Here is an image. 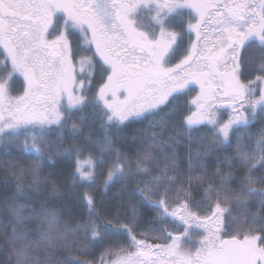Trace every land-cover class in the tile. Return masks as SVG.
Instances as JSON below:
<instances>
[{
  "label": "snow or ice",
  "instance_id": "snow-or-ice-1",
  "mask_svg": "<svg viewBox=\"0 0 264 264\" xmlns=\"http://www.w3.org/2000/svg\"><path fill=\"white\" fill-rule=\"evenodd\" d=\"M0 147V264H264V0H0Z\"/></svg>",
  "mask_w": 264,
  "mask_h": 264
},
{
  "label": "trees",
  "instance_id": "trees-1",
  "mask_svg": "<svg viewBox=\"0 0 264 264\" xmlns=\"http://www.w3.org/2000/svg\"><path fill=\"white\" fill-rule=\"evenodd\" d=\"M183 24V22H181V23H179V22H177L176 24H175V26H176V28L177 29H179V27L181 26ZM190 99V98H189ZM181 105H183L184 104V100H181L180 102H179ZM257 127H259V125H257ZM91 131H92V134H93V136H101L102 135V132H101V130H100V128L98 127V126H94V127H92V129H91ZM4 158V149L2 148V147H0V159H3ZM71 161H70V159L69 160H67V161H64V160H61L60 161V167H63L64 166V164H66V163H70ZM49 171L51 170V169H48ZM117 189H113V192H115ZM198 232H203V229H198L197 230ZM228 231L229 232H231V231H233V229L231 228V227H229L228 228ZM227 238H229V236H227L225 239H227ZM98 251H102V250H98Z\"/></svg>",
  "mask_w": 264,
  "mask_h": 264
},
{
  "label": "rangeland",
  "instance_id": "rangeland-1",
  "mask_svg": "<svg viewBox=\"0 0 264 264\" xmlns=\"http://www.w3.org/2000/svg\"><path fill=\"white\" fill-rule=\"evenodd\" d=\"M177 22H179V23H181V22H183V20H181V19H176L173 23H174V25L177 23ZM223 111V110H222ZM198 229H194V231H197ZM198 232V231H197ZM227 237V235L226 236H224V238H226ZM194 244H196V246H198V243L196 242V241H194L193 242ZM190 246H192V245H190Z\"/></svg>",
  "mask_w": 264,
  "mask_h": 264
}]
</instances>
